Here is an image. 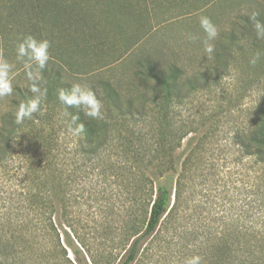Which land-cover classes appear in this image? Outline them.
Listing matches in <instances>:
<instances>
[{"label":"trees","instance_id":"trees-1","mask_svg":"<svg viewBox=\"0 0 264 264\" xmlns=\"http://www.w3.org/2000/svg\"><path fill=\"white\" fill-rule=\"evenodd\" d=\"M134 4L131 0H39V39H47L51 44V59L42 70L43 86L48 94L39 119L25 120L23 125H16L14 119H0V170L5 172L10 164L16 170V177L7 173L16 180L8 186L0 185V264H136L155 243L156 235L173 225L179 230V221L181 218L185 221L183 218L191 209L197 213L188 217L192 226L186 250L188 259L200 257V264H264V94L253 109V119L242 125H231L230 135L220 139L217 127H210L209 133L199 137L194 121L170 119L169 115L171 105L178 106L193 92L216 84L226 66L213 65L204 73L185 76L178 66H163L151 55L140 53L132 65V80L128 81L129 85L123 82L126 84L123 90L122 83L104 79L91 82L103 103V120L87 121L79 108L65 105L70 116L79 117L76 125L82 124L84 128L81 136L68 134L67 121L71 117L65 114L57 92L69 91L72 86L67 80L68 62L63 56L70 45L78 48L77 44L70 43L73 42L70 30L83 21L80 13H88L82 6L94 5L101 22L106 26L113 23L108 38L122 32V17L133 19L142 15L144 10L140 8L144 4ZM253 14L264 25L260 12L242 13L235 22L241 39L245 40L253 28L249 17ZM236 38L235 32L230 31L227 34L230 45H225L220 53L230 55L232 46L240 40ZM99 46L94 42L90 45L91 48ZM215 54L219 56V52ZM139 80L145 85L134 91L132 84ZM22 100L31 99L23 92ZM45 107L59 110L65 119H42ZM150 115L151 119H147ZM191 133L197 134L196 144L184 156L173 184L155 185L147 172L154 171L159 179L173 172L174 153ZM69 138L75 141L73 153L80 165L70 171L63 165L68 173L62 179L56 168L59 143L68 147ZM212 138H218L232 149V165L239 169L243 166L248 180L243 189L245 194H237L238 199L231 203L227 214L222 211L214 220L211 217L201 220V207L209 204L207 194L212 192L204 186L208 175H216L211 172L213 166L208 167L213 149H206L210 144L208 139ZM93 163L97 170L102 168L99 177L107 173L115 176L110 185L114 183L119 190L121 199L116 196L122 223L113 229L108 222L98 223L95 219L86 222L69 218L68 221L65 211L67 225L64 224L70 237L54 222L55 188H58L57 182H64L63 208L67 210L70 199L65 194L71 179L77 171L85 172L87 164ZM82 178L87 180L86 176ZM103 181L100 178L98 183L102 185ZM189 189L197 197L192 193L190 198ZM105 191L95 189L93 195L101 196ZM112 195L106 200L110 201ZM89 224L91 231L78 230H86ZM99 227L118 232L112 245L116 253L104 249L108 234L101 236ZM62 234L66 237L64 240Z\"/></svg>","mask_w":264,"mask_h":264},{"label":"rangeland","instance_id":"rangeland-1","mask_svg":"<svg viewBox=\"0 0 264 264\" xmlns=\"http://www.w3.org/2000/svg\"><path fill=\"white\" fill-rule=\"evenodd\" d=\"M131 1H134V6L139 2L141 5L144 4V7L140 8L144 10L142 15L135 17L136 19L122 17L120 20L121 26H123L122 32L108 38L106 36L112 29L113 23L109 21L110 24L106 26L103 21L101 22L97 17L94 5L82 6L88 13H80L83 21H80L77 26L74 25L70 30V37L73 40L70 43L77 44L78 48L75 49L74 45H70L68 47L70 49L66 50L63 56L64 60L68 62L66 65L67 73L70 75L67 78L68 82L87 83L91 86V82L104 79L122 83L123 86L120 89L123 90L128 81L132 80V65L140 53L151 55L163 66H178L185 76L199 72L204 73L213 65L226 66L227 68L220 72L221 76L216 84L210 85L205 90L193 92L178 106L171 105L170 119L194 121L198 127L196 132L199 137L209 133L210 127H217L219 139L230 135L231 125L235 123L242 125L248 119H253V109L264 94V55L255 66H252L249 60L258 51L264 53V40L256 38L253 28L249 29L245 40L241 39V36L238 35L240 30L235 22L242 13L255 10L260 12L264 23V0ZM201 15L208 16L217 26L219 32L217 39L212 42L215 45V51L208 60L207 57H202L204 55L202 45L204 33L199 26ZM82 23L85 24L83 28ZM230 31H234L236 39L240 38V40L232 46L230 55L221 54V49L230 45L227 40V34ZM186 34L197 35L200 39L190 42L185 38ZM27 35H32L39 40V0H0V53L15 65L14 71L17 72L13 80V95L0 99V119H15L13 113L18 104L23 101V92L30 99H34V95L26 88L29 82L23 74L22 65L15 58L16 45ZM93 42L99 43L100 46L91 48L90 45L92 46ZM135 45L138 48L133 50ZM215 52H219V56ZM124 81L126 84H123ZM144 85L140 80L133 82V90L136 91ZM32 119H39V113L34 114ZM42 119L65 118L59 110H49L48 107H45ZM147 119H151V115ZM196 139L197 134L191 133L180 143V147L174 153L173 172H169L162 179H159L154 171L149 170L147 172L155 185L162 182L173 184L180 163L196 144ZM208 141L210 144L206 146V149H213L212 162H208V167L213 166L214 169L211 172L216 173V175H208L209 179L204 186L208 188V191L211 189L212 192L207 194L210 195L207 198L209 204L201 207L203 209L200 210L201 220H205V217H211L214 220L222 214V211L227 214L231 203L237 201V194L240 192L245 194L243 189L246 188L248 180L247 171L243 166H240L239 169L232 165V149L228 146L225 147L222 141H218V138L208 139ZM68 142V147H65L63 142L59 143L61 145L56 168H58L62 179L67 176L66 169L70 171L80 165L75 153H73L76 149L74 139L69 138ZM65 148H67L69 155L65 153ZM104 160L107 161V159ZM104 160L101 163L103 168ZM112 161H115V158H112ZM225 161L226 164L224 165ZM96 167L95 163L87 164L86 173L80 172L84 170H79L76 172V176H73L70 187L67 188L65 194L70 199L67 210L63 208L62 184L64 182H57L58 188H55L56 196H54V222L58 228L69 234V230L65 227V224L67 225L64 220L65 211L68 221L69 218L73 220L83 219L86 222L95 219L98 223L108 222L113 229L120 227L122 223V213H119L118 210L120 206L118 197L121 199L118 194L119 190L117 191L114 183L110 185L115 176L107 173V175L102 174V177H99L102 168L97 170ZM8 171L10 176L16 177V170L10 164L5 172L0 170V185L8 186L14 179L16 180V178L8 177ZM85 176L87 180L82 178ZM100 178L104 179L102 185L98 183ZM95 189H105L106 191L101 196H94ZM193 191V189L188 190L190 198L193 194L197 197ZM110 195H112L111 199L107 201L106 198ZM102 197L104 198L102 199ZM204 201L205 199L202 202L204 203ZM210 203H213L212 206ZM194 213L197 211L191 209L185 214L186 216L183 218L186 219L185 221L181 218L179 230L173 225L167 231L163 230L158 233L155 243L142 257V261L140 259L136 264H185L188 259L186 250L190 245V233L192 232L188 217ZM78 230L87 233L88 230L91 231V226L89 224L84 231L79 228ZM99 233L101 236L108 234L104 240V249L107 252L111 251L112 245L116 243V233L118 232L111 233L99 227ZM178 233L181 236H177ZM61 236L63 240L66 238L63 234ZM69 236L71 237V234ZM112 251L116 253V251ZM69 257L73 258L70 252Z\"/></svg>","mask_w":264,"mask_h":264},{"label":"clouds","instance_id":"clouds-1","mask_svg":"<svg viewBox=\"0 0 264 264\" xmlns=\"http://www.w3.org/2000/svg\"><path fill=\"white\" fill-rule=\"evenodd\" d=\"M256 14L249 16L252 19V27L258 40H264V25L255 19ZM199 26L204 33L202 40L203 52L202 57L207 60L212 57L215 51V45L212 43L219 35L217 26L208 16L201 15L199 17ZM185 38L190 42L200 39L194 34H186ZM50 41L47 39H36L32 35L24 36L16 45L15 58L22 65L23 74L29 82L26 86L34 95V99L26 100L18 104L14 114V122L16 125H23L25 120L33 118L34 114L42 111V103L46 100L48 90L43 86L45 80L42 70L49 64L51 59L49 49ZM264 53L256 52L249 60L252 66H255ZM201 57V58H202ZM15 65L10 63L2 53H0V99L13 95V80L17 75L14 71ZM69 91H58L57 99L64 106L65 114L70 116L65 105L76 106L83 113L84 118L88 120H103L104 113L102 111L103 103L97 98L93 87L87 83H71ZM71 119L67 121V132L73 137L83 135V125H76L77 115H71ZM75 125V126H74ZM185 264H200V257H192Z\"/></svg>","mask_w":264,"mask_h":264}]
</instances>
